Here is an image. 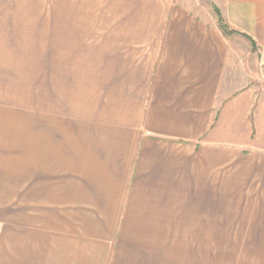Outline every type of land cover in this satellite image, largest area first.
Here are the masks:
<instances>
[{
  "label": "crops",
  "instance_id": "0c3cea01",
  "mask_svg": "<svg viewBox=\"0 0 264 264\" xmlns=\"http://www.w3.org/2000/svg\"><path fill=\"white\" fill-rule=\"evenodd\" d=\"M127 1L114 26L76 34L62 80L37 96L35 142H0V264H203L220 217L245 221L231 241L262 242L233 255L264 264L251 44L185 1ZM213 1L262 62L264 0Z\"/></svg>",
  "mask_w": 264,
  "mask_h": 264
},
{
  "label": "rangeland",
  "instance_id": "374dc122",
  "mask_svg": "<svg viewBox=\"0 0 264 264\" xmlns=\"http://www.w3.org/2000/svg\"><path fill=\"white\" fill-rule=\"evenodd\" d=\"M181 1L196 12L217 15L213 0ZM129 5L127 0H0V109L9 111L3 116L0 113V135H5V138L0 137V142H35L37 96L43 91L44 97L45 90L50 91L47 86L52 85L51 81L62 80L66 63L75 57L76 48H81L76 43V34L86 32L87 28L114 26L117 12L126 10ZM230 30L228 26L226 32L222 31L240 49L251 44L247 63L254 84L264 96L263 56L261 62L253 41ZM91 35V40H97L98 34ZM85 43L90 44V40ZM39 97L41 103V94ZM228 214L242 215L241 212ZM243 222L240 218L220 217V241L197 244L196 249L204 254L203 264L261 261L237 258L238 255L232 253L262 251V242L231 241L244 238L246 228L240 225ZM259 230L256 226L248 228L250 236L245 238H260ZM210 252H218L217 258H206Z\"/></svg>",
  "mask_w": 264,
  "mask_h": 264
},
{
  "label": "trees",
  "instance_id": "16d2710c",
  "mask_svg": "<svg viewBox=\"0 0 264 264\" xmlns=\"http://www.w3.org/2000/svg\"><path fill=\"white\" fill-rule=\"evenodd\" d=\"M216 12H217V15L219 17L220 27H221L222 30H224L226 32V29H227L228 25L225 23L224 19L221 16L220 11L217 8H216ZM230 31H233V30H230Z\"/></svg>",
  "mask_w": 264,
  "mask_h": 264
}]
</instances>
